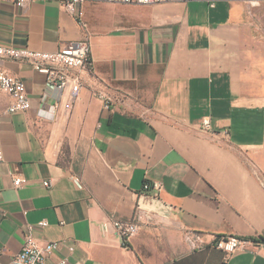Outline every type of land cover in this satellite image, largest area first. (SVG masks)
Segmentation results:
<instances>
[{"label":"crops","instance_id":"crops-1","mask_svg":"<svg viewBox=\"0 0 264 264\" xmlns=\"http://www.w3.org/2000/svg\"><path fill=\"white\" fill-rule=\"evenodd\" d=\"M102 4L122 11L115 24L95 23ZM83 10L86 28L55 0H0V44L56 51L88 33L93 61L70 113L55 119L42 112L45 76L0 61L30 101L9 113L0 90V261L29 232L62 241L47 264H264V243L252 240L264 238V32L247 1ZM15 175L26 183L15 188ZM137 204L150 220L130 239L102 229ZM227 235L253 242L225 258L213 241Z\"/></svg>","mask_w":264,"mask_h":264},{"label":"built area","instance_id":"built-area-1","mask_svg":"<svg viewBox=\"0 0 264 264\" xmlns=\"http://www.w3.org/2000/svg\"><path fill=\"white\" fill-rule=\"evenodd\" d=\"M34 1H51V0H15V4L22 6ZM69 12L73 18L83 28L87 27L84 18L83 5L88 2H109L126 5L147 6L153 3L166 1H190V0H55ZM89 34L87 33L82 39L69 41L56 51L33 50L29 47H15L12 45L0 44V61L4 59L25 61L31 67L45 76L43 96L50 98L46 102L42 112L49 113L52 119L58 116L68 115L73 107L79 91L82 87V71H92L93 61L90 51ZM0 90L11 97L7 106L9 113L26 111L30 108V101L23 81L14 76L0 64ZM98 96L103 100V106L108 107L109 98L98 92ZM202 130L210 129V120L208 117L201 122ZM3 160V152L0 147V161ZM26 178L15 175L13 185L15 188L21 187L26 183ZM48 185L47 181L43 182ZM162 187L160 182H145L143 191H158ZM143 209L137 204L133 217L129 220L116 218L106 219L101 223L104 231H113L123 241H127L138 232L139 223L143 220H150L142 213ZM39 227L47 225L46 220L37 223ZM259 239V238H256ZM62 241H39L29 232L26 234L23 244L19 251L12 257L8 263L0 264H47L46 259L51 253L58 248ZM194 243V240L191 239ZM251 239L237 237L234 235L219 236L213 241V246L224 252L225 258L231 257L238 251L247 249L248 244L252 243ZM72 250V248H70ZM3 251L0 249V257ZM56 264H67L66 258L59 259Z\"/></svg>","mask_w":264,"mask_h":264},{"label":"rangeland","instance_id":"rangeland-1","mask_svg":"<svg viewBox=\"0 0 264 264\" xmlns=\"http://www.w3.org/2000/svg\"><path fill=\"white\" fill-rule=\"evenodd\" d=\"M260 31L264 32V0H245ZM122 11L106 8L103 4L93 11L92 17L97 26L113 25L122 15Z\"/></svg>","mask_w":264,"mask_h":264},{"label":"trees","instance_id":"trees-1","mask_svg":"<svg viewBox=\"0 0 264 264\" xmlns=\"http://www.w3.org/2000/svg\"><path fill=\"white\" fill-rule=\"evenodd\" d=\"M252 240H254L256 242H263L264 243V238L263 237H261L259 239H252Z\"/></svg>","mask_w":264,"mask_h":264}]
</instances>
